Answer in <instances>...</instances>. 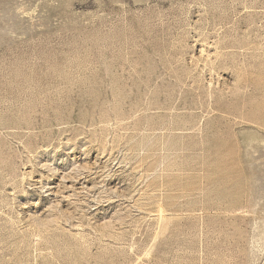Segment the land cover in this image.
Segmentation results:
<instances>
[{
	"label": "rangeland",
	"instance_id": "1",
	"mask_svg": "<svg viewBox=\"0 0 264 264\" xmlns=\"http://www.w3.org/2000/svg\"><path fill=\"white\" fill-rule=\"evenodd\" d=\"M0 264H264V0H0Z\"/></svg>",
	"mask_w": 264,
	"mask_h": 264
}]
</instances>
